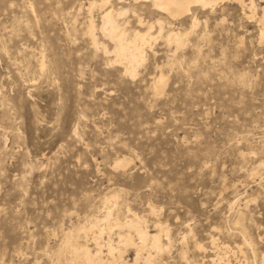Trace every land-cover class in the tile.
Returning a JSON list of instances; mask_svg holds the SVG:
<instances>
[{"label":"rangeland","instance_id":"rangeland-1","mask_svg":"<svg viewBox=\"0 0 264 264\" xmlns=\"http://www.w3.org/2000/svg\"><path fill=\"white\" fill-rule=\"evenodd\" d=\"M93 1L0 0V264H50L43 250L101 217L103 198L114 194L117 219L128 207L150 231L157 220L168 227L170 264H186L182 250L190 264H262L264 167L260 178L246 174L264 160V36L256 23L223 1L197 10L186 45L174 54L158 38L132 78L91 45L89 15L99 43L112 46L98 30L99 1L88 13ZM111 1L129 10L120 22L145 30L131 3ZM190 23L174 26L191 31ZM160 71L165 86L156 90ZM237 211L247 214L244 225L234 224ZM209 234L230 250L210 248Z\"/></svg>","mask_w":264,"mask_h":264},{"label":"bare ground","instance_id":"bare-ground-1","mask_svg":"<svg viewBox=\"0 0 264 264\" xmlns=\"http://www.w3.org/2000/svg\"><path fill=\"white\" fill-rule=\"evenodd\" d=\"M97 1H99L97 6L100 10V25L98 30L111 41L112 46L108 49L104 44L99 43L95 35L96 25L93 18L89 15L86 20V34L90 38V43L95 50L100 49L105 55H112L113 60L111 63L119 64L124 73L132 78L136 76L137 68L145 60V50L152 48V42H155L158 38H162L168 45L175 47V54L186 45L190 33L199 24L197 14L201 12H196L195 14V11L200 10L207 13V10H214L218 3L222 1L223 3L226 2L238 7L243 17L251 19L256 23L259 36L261 38L264 36V0H116L117 3H131L134 22L137 25H145L144 31L135 29L127 19L119 21L128 13L129 10L127 8L121 6L114 9L113 1L111 0ZM95 6L96 0L89 4V14H91V8ZM141 7L152 11L156 15V20L151 23L144 22L141 13L138 11ZM188 17L191 20L189 27L191 31L175 28L174 23L181 22L182 24ZM165 25H167L166 31H164ZM154 27L157 28L155 36L151 33ZM198 37L200 36L198 35ZM42 61L38 62V67L41 71L44 67ZM164 86L165 80L160 71L159 75L153 80V87L158 90L163 89ZM239 155L241 158L246 156L242 151ZM124 163L125 161L121 160L115 166L123 167ZM263 167L264 160L255 161L246 170L247 177L260 178ZM238 199L233 198L230 201V208ZM118 203L117 194L104 197L101 202L103 206L101 217L86 218L81 225L74 228L70 227L66 232H62L59 243L54 251L43 250L44 254L50 258V264H170L167 261L171 246L168 227L158 220L152 221L151 225L153 229L150 231V223L145 216L132 212L128 207H126L125 217L117 219L113 216V212L117 205H119ZM149 211L150 214L155 213L154 208L151 206H149ZM246 215L243 211H237L234 224L244 225L243 223L248 219ZM243 230L240 231L243 245L252 246L251 241L249 242V239L242 232ZM218 239L213 235H208L207 240L210 248L228 252L230 246L218 243ZM235 248L240 250L241 247L239 248V245H237ZM194 249L203 252L206 248L200 242L194 241ZM129 250H132L134 253L131 263L127 260ZM254 251L252 249V253ZM240 252L242 251L240 250ZM186 254L187 251L182 250L180 256L186 261V264H190ZM261 261L264 263V253L262 254ZM219 264L226 263L219 261Z\"/></svg>","mask_w":264,"mask_h":264}]
</instances>
